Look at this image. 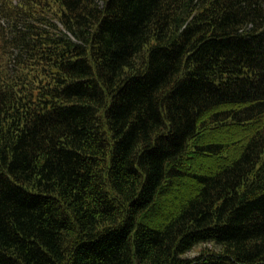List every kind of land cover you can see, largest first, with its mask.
Here are the masks:
<instances>
[{
	"label": "trees",
	"instance_id": "1",
	"mask_svg": "<svg viewBox=\"0 0 264 264\" xmlns=\"http://www.w3.org/2000/svg\"><path fill=\"white\" fill-rule=\"evenodd\" d=\"M0 264H264V0H0Z\"/></svg>",
	"mask_w": 264,
	"mask_h": 264
},
{
	"label": "rangeland",
	"instance_id": "2",
	"mask_svg": "<svg viewBox=\"0 0 264 264\" xmlns=\"http://www.w3.org/2000/svg\"><path fill=\"white\" fill-rule=\"evenodd\" d=\"M211 245H200V246H197L196 248H194L193 250H191L189 253L186 254V257H195L197 256L198 252L204 248H210Z\"/></svg>",
	"mask_w": 264,
	"mask_h": 264
}]
</instances>
